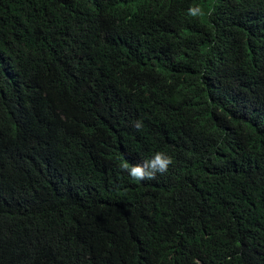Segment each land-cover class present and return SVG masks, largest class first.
Here are the masks:
<instances>
[{"label": "trees", "instance_id": "1", "mask_svg": "<svg viewBox=\"0 0 264 264\" xmlns=\"http://www.w3.org/2000/svg\"><path fill=\"white\" fill-rule=\"evenodd\" d=\"M0 264H264V0H0Z\"/></svg>", "mask_w": 264, "mask_h": 264}, {"label": "clouds", "instance_id": "2", "mask_svg": "<svg viewBox=\"0 0 264 264\" xmlns=\"http://www.w3.org/2000/svg\"><path fill=\"white\" fill-rule=\"evenodd\" d=\"M189 14L196 16L198 11L189 9ZM139 129L142 125L137 121L134 125ZM173 163L172 157L164 152H156L151 160L144 161L143 164L130 166L126 161L122 162L121 167L127 170L130 176L136 180L153 179L157 172L164 173L168 170L169 165Z\"/></svg>", "mask_w": 264, "mask_h": 264}]
</instances>
